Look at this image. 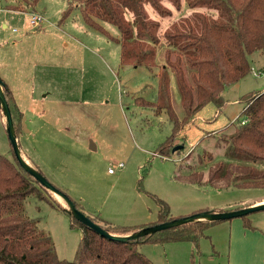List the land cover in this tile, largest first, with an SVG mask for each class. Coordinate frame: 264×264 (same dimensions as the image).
<instances>
[{
    "label": "rangeland",
    "instance_id": "rangeland-1",
    "mask_svg": "<svg viewBox=\"0 0 264 264\" xmlns=\"http://www.w3.org/2000/svg\"><path fill=\"white\" fill-rule=\"evenodd\" d=\"M74 1L39 0L34 5V0H0V76L9 87L14 114L18 108L24 113L21 125L15 127L22 153L31 163L87 215L111 224L135 226L155 220L160 209L157 197L168 202L175 217L264 197V188L218 189L177 177L186 170L184 154L205 145L208 133L245 116L246 96L264 88V50L249 55L252 70L227 86L222 107L208 103L172 137L184 147L163 156L159 146L173 133L174 123L166 109L158 110L153 103L158 72L166 64L167 41L158 44L152 69L122 64L120 43L88 25L79 7L73 6L64 17ZM163 2L172 9L171 15L161 16L146 5L150 16L160 20V33L194 10L185 0L179 9L169 0ZM11 4L20 8H7ZM197 9L217 15L207 7ZM33 12L42 15L38 25L30 21ZM127 17L132 19V13ZM105 27L119 36L117 26ZM168 71L172 104L182 118L185 111L176 76L171 68ZM0 153L16 157L1 104ZM118 162L125 166L111 172ZM45 192L54 199L51 190ZM26 209L52 236L58 256L74 259L83 229L71 224L70 215L35 195L27 197ZM248 215L257 223L264 220L263 210ZM238 218L211 224L197 244L145 241L139 249L153 264H257V259L237 254L239 227L233 228L231 222Z\"/></svg>",
    "mask_w": 264,
    "mask_h": 264
},
{
    "label": "trees",
    "instance_id": "trees-1",
    "mask_svg": "<svg viewBox=\"0 0 264 264\" xmlns=\"http://www.w3.org/2000/svg\"><path fill=\"white\" fill-rule=\"evenodd\" d=\"M38 1L31 3L35 5ZM169 1L177 9L183 2ZM185 1L194 10L172 22L162 33L160 20L150 16L146 5L153 6L161 16L171 15L172 9L163 0H75V5L70 3L64 11V17H67L73 6L79 7L88 25L119 42L122 64L145 65L152 69L156 66L158 44L162 39L167 41L166 64L158 72L157 98L153 103L158 110L166 109L174 123L173 133L159 146L163 156L179 151L180 148L173 150L176 144L172 137L185 123L194 120L204 106L208 103L223 106L227 86L252 70L249 55L264 50V0ZM202 7L216 10L217 15L197 9ZM7 8L20 7L11 4ZM127 12L132 13V19L127 17ZM106 23L117 26L119 36H112ZM168 67L176 76L185 111L182 118L172 104ZM8 88L6 84L5 92L18 127L24 113L16 108L17 114H14ZM245 100L244 117H237L222 129L208 133L205 145L198 150L192 146L194 148L180 157L186 164L184 173L177 174L180 181L210 184L218 189L231 186L264 188V88L249 93ZM243 118L247 119L245 123H242ZM16 132L18 135L17 128ZM45 191L46 188L21 166L16 157L12 160L0 153V264H153L140 251V243L191 241L197 244L206 229L219 221H194L122 241L102 236L86 226ZM30 195L49 199L70 215L73 226L83 229L74 259L60 258L52 236L41 230L38 220L27 213L26 199ZM157 201L160 206L158 217L140 225L111 224L100 216H89L112 233H130L176 218L167 201L160 197ZM75 204L81 209L77 202ZM203 210L207 209L196 211ZM241 218L246 228H256L248 214Z\"/></svg>",
    "mask_w": 264,
    "mask_h": 264
},
{
    "label": "water",
    "instance_id": "water-1",
    "mask_svg": "<svg viewBox=\"0 0 264 264\" xmlns=\"http://www.w3.org/2000/svg\"><path fill=\"white\" fill-rule=\"evenodd\" d=\"M6 83L0 76V104L3 110V116L5 119V126L13 146L15 156L21 166L29 172L35 180L39 181V183L46 188L47 190H54L61 194L69 203L72 208V211H68L77 219L82 221L86 226L95 230L102 236H106L113 239H119L122 241H127L131 239H138L142 235L153 234L157 231L165 230L168 228L176 227L182 224L207 220V221H218L224 219H232L235 217H241L243 215L250 214L255 211L264 210V201L257 204H251L247 206H243L240 208H233L228 210H203L199 212H194L192 214L176 217L170 220H166L160 223H156L153 225L144 226L136 231L130 233H112L102 227L99 223L94 221L89 215H87L83 210L76 207L74 200L62 189L57 187L55 184L50 182L47 177L43 174V172L34 164H30L27 160H25L22 156V149L19 143L18 135L16 132V127L14 123V118L12 114V109L10 103L8 101V97L5 92ZM24 119V118H23ZM182 145H176L173 150L181 148Z\"/></svg>",
    "mask_w": 264,
    "mask_h": 264
},
{
    "label": "crops",
    "instance_id": "crops-1",
    "mask_svg": "<svg viewBox=\"0 0 264 264\" xmlns=\"http://www.w3.org/2000/svg\"><path fill=\"white\" fill-rule=\"evenodd\" d=\"M263 201H264V197L255 198L249 201L243 200L238 205H232L231 203L227 205H223V207H219V210H228L230 208L233 209L236 206L243 207V206H247L251 204L261 203ZM255 212H252V213H255ZM249 217L251 218L250 215ZM251 220H252L253 225L256 227L255 229L246 228L244 226V220L241 217L235 220V222L233 221L231 222V225H233V228L235 225L239 227L237 240H238L240 249H239V252H237V254H240V258H243L245 260L246 259L253 260V258H255L257 259V264H264V220L261 221V223L255 222L253 218H251ZM233 242H235V240Z\"/></svg>",
    "mask_w": 264,
    "mask_h": 264
},
{
    "label": "built area",
    "instance_id": "built-area-1",
    "mask_svg": "<svg viewBox=\"0 0 264 264\" xmlns=\"http://www.w3.org/2000/svg\"><path fill=\"white\" fill-rule=\"evenodd\" d=\"M31 23L33 24V25H38L41 21H42V15L41 14H38V13H31ZM14 31H17V28H14ZM246 118H243L242 119V123H245L246 122ZM125 166V163L124 162H118L117 164H116V166L115 165H113L111 168H110V171L111 172H114L115 171V168L116 167H124Z\"/></svg>",
    "mask_w": 264,
    "mask_h": 264
},
{
    "label": "bare ground",
    "instance_id": "bare-ground-1",
    "mask_svg": "<svg viewBox=\"0 0 264 264\" xmlns=\"http://www.w3.org/2000/svg\"><path fill=\"white\" fill-rule=\"evenodd\" d=\"M22 156L25 160H27L30 164H31V161L28 157H26L23 153H22ZM55 200L60 203L64 208H66V210L68 209L72 211V208L71 206L69 205L68 201L61 195L59 194L58 192L54 191V190H51Z\"/></svg>",
    "mask_w": 264,
    "mask_h": 264
}]
</instances>
